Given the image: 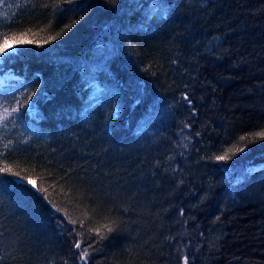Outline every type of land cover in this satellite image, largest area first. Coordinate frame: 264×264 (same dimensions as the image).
Returning a JSON list of instances; mask_svg holds the SVG:
<instances>
[{
    "label": "trees",
    "instance_id": "1",
    "mask_svg": "<svg viewBox=\"0 0 264 264\" xmlns=\"http://www.w3.org/2000/svg\"><path fill=\"white\" fill-rule=\"evenodd\" d=\"M25 32L0 264H264V0H0Z\"/></svg>",
    "mask_w": 264,
    "mask_h": 264
},
{
    "label": "snow or ice",
    "instance_id": "2",
    "mask_svg": "<svg viewBox=\"0 0 264 264\" xmlns=\"http://www.w3.org/2000/svg\"><path fill=\"white\" fill-rule=\"evenodd\" d=\"M69 2H71V0H69ZM26 35H27L26 32L25 33H21L19 35V37H17L15 34H13L11 37H9L7 34H5L3 36L2 42H0V56H3L6 52H10L11 51V49H9L7 47L8 42H9V39L16 40L18 44L32 43V41H28V40L24 39V37ZM55 38L56 37H52V39H55ZM253 135H254V137H259L261 139H264V131H260V132L254 133ZM240 139L242 141H244V140H248V137L247 136H243ZM245 147H246V145H245ZM233 151L242 152V151H244V147L234 146V148L229 149V152H233ZM217 159H220V160L227 159V154H225L224 156H219V157H217ZM0 172H5V173H9L10 172V173H12L13 175H15L17 177H20L21 179L26 180L27 183L28 184H31L33 187L36 186L35 182L30 177H28V176L21 177L20 172H13L12 168H10L8 165H4L2 168H0ZM72 223H76V221L73 220ZM104 227L107 228L108 231H111L112 230L107 225H105ZM97 234H99V233H97ZM101 238H103V236H101ZM75 247L76 248H80L81 247V244L80 243H76L75 244ZM87 257H88V252H87V249L85 248L82 251V258L86 261L87 260ZM185 264H187V259L186 258H185Z\"/></svg>",
    "mask_w": 264,
    "mask_h": 264
},
{
    "label": "rangeland",
    "instance_id": "3",
    "mask_svg": "<svg viewBox=\"0 0 264 264\" xmlns=\"http://www.w3.org/2000/svg\"><path fill=\"white\" fill-rule=\"evenodd\" d=\"M7 47L11 49V51H14V47L11 44H8ZM10 51V52H11ZM1 56H0V64H1ZM12 76V73L10 71H2L1 65H0V83H3L7 77Z\"/></svg>",
    "mask_w": 264,
    "mask_h": 264
}]
</instances>
